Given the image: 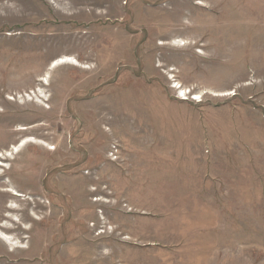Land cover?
<instances>
[{
    "label": "rangeland",
    "instance_id": "rangeland-1",
    "mask_svg": "<svg viewBox=\"0 0 264 264\" xmlns=\"http://www.w3.org/2000/svg\"><path fill=\"white\" fill-rule=\"evenodd\" d=\"M0 98V264H264V0H0Z\"/></svg>",
    "mask_w": 264,
    "mask_h": 264
},
{
    "label": "bare ground",
    "instance_id": "bare-ground-1",
    "mask_svg": "<svg viewBox=\"0 0 264 264\" xmlns=\"http://www.w3.org/2000/svg\"><path fill=\"white\" fill-rule=\"evenodd\" d=\"M67 59H65L64 57L63 58H60V59H58L57 61H54L53 62V65H57L58 63H63V62H65ZM8 98L9 99H11V100H15V97H13V96H8ZM1 109V108H0ZM20 130H25L26 129V127L25 126H21L20 128H19ZM23 141H25V142H27V141H33V138L32 137H26ZM17 146H15V148H16ZM19 194V193H18ZM101 198L100 197H96V198H94V200L95 201H99ZM107 201V200H106Z\"/></svg>",
    "mask_w": 264,
    "mask_h": 264
},
{
    "label": "crops",
    "instance_id": "crops-1",
    "mask_svg": "<svg viewBox=\"0 0 264 264\" xmlns=\"http://www.w3.org/2000/svg\"><path fill=\"white\" fill-rule=\"evenodd\" d=\"M3 97H4V96H3ZM0 99H1V103H3V101H4V102H7V100H5L4 98H0ZM2 99H3V100H2ZM0 106H1V105H0ZM198 160H200V159H199V158H195V159L193 160V162H194V161H195V162H198ZM197 167H199V165H198ZM188 169L191 170V167L189 166Z\"/></svg>",
    "mask_w": 264,
    "mask_h": 264
},
{
    "label": "built area",
    "instance_id": "built-area-1",
    "mask_svg": "<svg viewBox=\"0 0 264 264\" xmlns=\"http://www.w3.org/2000/svg\"><path fill=\"white\" fill-rule=\"evenodd\" d=\"M184 98V97H183Z\"/></svg>",
    "mask_w": 264,
    "mask_h": 264
}]
</instances>
